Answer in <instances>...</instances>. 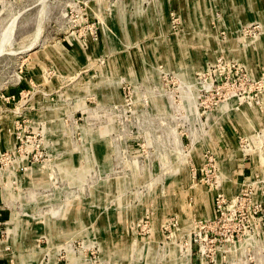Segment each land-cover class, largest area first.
<instances>
[{"label": "rangeland", "instance_id": "374dc122", "mask_svg": "<svg viewBox=\"0 0 264 264\" xmlns=\"http://www.w3.org/2000/svg\"><path fill=\"white\" fill-rule=\"evenodd\" d=\"M0 264H264V0H0Z\"/></svg>", "mask_w": 264, "mask_h": 264}]
</instances>
